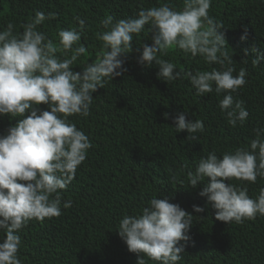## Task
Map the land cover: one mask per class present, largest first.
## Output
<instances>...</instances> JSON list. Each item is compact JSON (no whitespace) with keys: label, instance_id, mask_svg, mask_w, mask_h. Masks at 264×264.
<instances>
[{"label":"trees","instance_id":"16d2710c","mask_svg":"<svg viewBox=\"0 0 264 264\" xmlns=\"http://www.w3.org/2000/svg\"><path fill=\"white\" fill-rule=\"evenodd\" d=\"M162 2L176 9L183 6L182 0H0V30L12 22L14 33H19L36 11L55 12L56 19L39 26L55 43L58 29L78 28L74 18L83 19L86 27L81 43L87 51L72 68L80 72L101 54L102 42L96 34L104 31L100 21L106 14L124 19ZM209 15L223 23L236 73L242 67L248 73L247 84L233 93L235 99L244 101L247 121L236 127L227 122L218 106L224 93L198 96L189 80L167 83L158 79L155 64L151 68L139 65L142 45L152 43L146 25L134 35L123 66L127 71L93 93L88 117H69L89 136L92 147L63 193L72 207L62 209L59 217L32 220L21 230L19 255L24 264H137V255L128 251L116 232L117 225L124 215L138 212L155 196L168 197L193 215L190 240L178 264H264V216L240 224L218 221L215 209L199 195L206 180L192 188L187 179V172L195 171L201 157L215 151L222 158L237 147H248L256 138L253 130L264 127V60L253 65L255 53L251 52L252 46L264 52V0H212ZM245 26L248 39L241 41ZM162 58L175 63L177 71L219 67L175 47ZM39 107L47 109L44 104ZM183 111L189 120L204 121V131L195 133V140H187V131L176 133L174 129L172 117ZM9 126V118L0 117V134ZM230 182L246 187L251 198L264 188V179L259 177L256 183ZM193 205L205 211L195 213ZM145 261L158 264L147 257Z\"/></svg>","mask_w":264,"mask_h":264},{"label":"clouds","instance_id":"9594fccd","mask_svg":"<svg viewBox=\"0 0 264 264\" xmlns=\"http://www.w3.org/2000/svg\"><path fill=\"white\" fill-rule=\"evenodd\" d=\"M182 3V8L176 9L162 2L119 20L106 14L100 21L104 31L96 34L102 42L101 54L80 72L72 68L87 51L81 43L86 27L83 19L74 18L78 28L58 29L55 43L39 30L45 20L56 19L55 12L36 11L19 33H14L12 22L0 30V117L7 116L10 121L0 134V264H24L19 255L20 232L30 221L59 217L62 209L72 207L63 193L75 179L92 143L69 117H88L93 93L127 71L123 66L132 51L134 35L142 33L146 25L150 26L152 43L142 45L139 65L151 68L155 64L158 79L167 83L189 80L198 96L224 93L218 106L227 122L236 127L247 121L244 101L235 99L233 93L247 84L248 73L243 67L236 73L223 23L209 15L212 0ZM240 39H248L247 26ZM173 47L219 67L177 71L175 63L162 58ZM251 52L255 53L253 65H259L264 52L253 46ZM41 104L47 109L42 110ZM187 115L183 111L172 117L174 129L176 133L187 131V140H195L194 134L204 131V121L189 120ZM164 117L168 119L170 114L166 112ZM253 131L256 138L250 146L237 147L222 158L211 151L201 157L194 172H187L192 188L206 180L199 195L215 209V219L226 224L264 216V188L251 198L246 187L230 182L264 179V127ZM192 207L195 213L205 211L204 207ZM192 226L191 213L168 197L155 196L138 212L124 215L116 232L128 251L137 255V264H146L145 257L158 264H178Z\"/></svg>","mask_w":264,"mask_h":264}]
</instances>
